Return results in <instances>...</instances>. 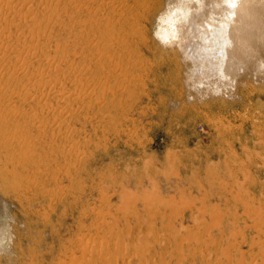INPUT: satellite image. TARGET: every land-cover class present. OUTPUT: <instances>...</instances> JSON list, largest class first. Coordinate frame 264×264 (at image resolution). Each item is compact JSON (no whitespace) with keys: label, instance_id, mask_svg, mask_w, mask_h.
<instances>
[{"label":"rangeland","instance_id":"obj_1","mask_svg":"<svg viewBox=\"0 0 264 264\" xmlns=\"http://www.w3.org/2000/svg\"><path fill=\"white\" fill-rule=\"evenodd\" d=\"M171 1L0 0V264H264V82L198 92Z\"/></svg>","mask_w":264,"mask_h":264},{"label":"bare ground","instance_id":"obj_2","mask_svg":"<svg viewBox=\"0 0 264 264\" xmlns=\"http://www.w3.org/2000/svg\"><path fill=\"white\" fill-rule=\"evenodd\" d=\"M167 6L157 17L158 34L161 40L190 37L183 61L198 92L228 98L264 82V0H174Z\"/></svg>","mask_w":264,"mask_h":264}]
</instances>
